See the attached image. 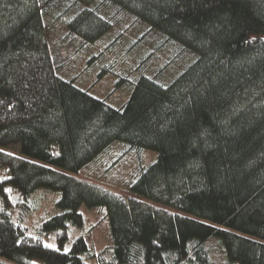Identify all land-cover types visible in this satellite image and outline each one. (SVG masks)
<instances>
[{"label":"trees","instance_id":"trees-1","mask_svg":"<svg viewBox=\"0 0 264 264\" xmlns=\"http://www.w3.org/2000/svg\"><path fill=\"white\" fill-rule=\"evenodd\" d=\"M0 264H264V0H0Z\"/></svg>","mask_w":264,"mask_h":264},{"label":"rangeland","instance_id":"rangeland-1","mask_svg":"<svg viewBox=\"0 0 264 264\" xmlns=\"http://www.w3.org/2000/svg\"><path fill=\"white\" fill-rule=\"evenodd\" d=\"M90 88L93 93H95L100 97H106L109 100V102L115 105L122 104L128 98L130 93V89L127 88V90L124 91L125 89L123 88L124 90L120 89L116 91L118 93L115 96L111 95L108 97L107 93H108L109 84L106 82H100ZM157 155H158L157 151L148 149L147 162L155 160L157 158ZM85 169L86 168H82L78 172H74V174L82 178L104 182V179L101 177L99 173H94V174L88 173ZM114 171H112V173L109 174L107 181L116 184V187L111 186L106 182L108 186L116 188L117 190H121V192L129 195L140 196L135 191L130 190L127 187H124L125 184L122 183L124 180L123 176L121 175L117 178ZM38 192H39L38 194H40L38 198L34 195L36 194V192L28 196V203L31 207L25 202L27 198H25L22 194H18V192L15 193V195L13 196V201H15L16 204H20L21 207H25L26 210L29 211L30 219L32 221V228H31L32 231L37 235H41L46 241L54 243L56 240V236L47 235L45 232L40 231L38 229V224L44 218L60 211V207L57 204V200L60 197V192L48 188H41ZM101 208L102 207L89 208L83 204L79 206V210L82 213H84L85 217L87 218V222H88L86 225L87 237L90 238L91 237L90 234L95 230V232L92 233L94 234V236L91 238V240L94 243V245H96V247L98 248L104 247L108 245V243L110 242L109 241L110 238H108L109 236L106 226L103 225L105 223V215H103V213L105 214V210L104 208L102 209ZM94 224L97 225L94 227V230H92V228L89 230L88 228ZM79 231L80 229L77 232L79 233Z\"/></svg>","mask_w":264,"mask_h":264}]
</instances>
